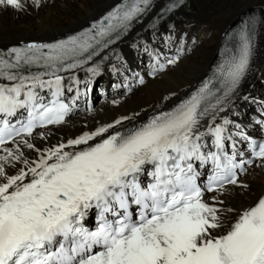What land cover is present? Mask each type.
I'll use <instances>...</instances> for the list:
<instances>
[{"label": "snow or ice", "instance_id": "snow-or-ice-1", "mask_svg": "<svg viewBox=\"0 0 264 264\" xmlns=\"http://www.w3.org/2000/svg\"><path fill=\"white\" fill-rule=\"evenodd\" d=\"M183 2L170 0L163 11ZM31 3L39 7L41 0ZM152 3L121 0L64 39L0 49V81L8 82L0 83V264H264V195L241 210L219 199L228 185L247 187L240 179L245 165L264 167V142L250 141L252 158L238 160L243 153L233 137H247L230 132L226 117L217 122L248 68L256 25L264 23L257 17L235 33L239 44L227 71L221 66L215 83L205 80L170 110L131 128L123 124L130 118L120 117L47 149L32 142L37 129L64 123L76 107L78 89L65 102V89L80 83L73 70L92 62L84 70L99 75L94 58ZM24 7L23 0H0V8ZM183 54L181 46L165 63L154 55L149 74ZM21 144L37 157L28 159ZM209 164L201 183L199 169ZM93 212L95 227H86Z\"/></svg>", "mask_w": 264, "mask_h": 264}, {"label": "bare ground", "instance_id": "bare-ground-1", "mask_svg": "<svg viewBox=\"0 0 264 264\" xmlns=\"http://www.w3.org/2000/svg\"><path fill=\"white\" fill-rule=\"evenodd\" d=\"M117 1L41 0L40 6L36 7L31 0H23L25 7L21 10L0 8V47L60 38L83 28ZM258 6L264 11V0H188L185 9L160 27L142 32L143 26L149 23L147 20L142 27L94 58L98 62L99 75L93 76L86 71L76 75L80 83L72 85L74 93L88 85L104 86L101 91L105 95H100L93 109L89 113L76 109L62 125L36 132L32 142L37 149H47L66 143L84 132L94 131L120 117L130 118L129 122H123L125 127H129L170 107L208 73L218 42L226 29L246 10ZM151 15L154 16L155 12ZM138 32L141 34L136 36ZM260 32L256 57L250 62L231 103L225 105V111L218 117L220 123L225 117L231 121L228 130L232 133L264 126V88L256 89L259 80L264 82V25ZM181 46L184 54L176 65L168 66L155 75L149 74L155 63L154 55L159 54L161 63H165L164 57L176 55ZM103 56L108 59L103 60ZM86 66H93L92 62ZM100 72L103 76H100ZM140 77L144 79L143 84L138 82ZM65 83L67 86L68 82ZM114 100L118 103L113 104ZM163 103L168 104L160 105ZM236 124L240 125V129L234 127ZM39 133H44V138ZM8 147L14 149L15 145L9 144ZM20 147L28 159L37 157L35 150L22 144ZM258 163L241 178L246 188L228 186V190L219 195L227 207L241 210L253 205L260 195H264V167H257ZM22 166L17 164V168ZM8 171L14 174L16 169L9 168ZM213 195L217 194L211 193L207 197Z\"/></svg>", "mask_w": 264, "mask_h": 264}, {"label": "rangeland", "instance_id": "rangeland-1", "mask_svg": "<svg viewBox=\"0 0 264 264\" xmlns=\"http://www.w3.org/2000/svg\"><path fill=\"white\" fill-rule=\"evenodd\" d=\"M261 33V32H260ZM260 36V35H259ZM261 37V36H260ZM36 40V39H35ZM37 40H40V39H37ZM34 41V40H33ZM1 46V45H0ZM144 64V63H143ZM138 75H139V72L137 73V74H135V76H136V78L138 77ZM100 76H103V73L102 72H100ZM106 78V77H105ZM137 80V79H136ZM135 81V80H134ZM134 81H132V82H134ZM118 85H120V92H121V89H122V87H121V84L119 83ZM264 86V82L263 81H261V80H259V83H258V85L256 86V89L257 90H261L262 88H264L263 87ZM262 94H264V92H262ZM166 104H168V103H163V104H160V105H166ZM127 122H129V120H127L125 123H127ZM125 123H123V124H125ZM261 196V195H260ZM259 196V197H260Z\"/></svg>", "mask_w": 264, "mask_h": 264}]
</instances>
